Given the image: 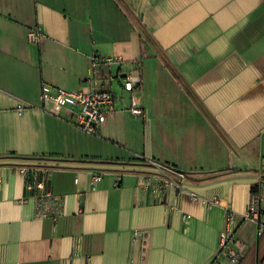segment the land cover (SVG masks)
<instances>
[{
    "label": "crops",
    "instance_id": "0c3cea01",
    "mask_svg": "<svg viewBox=\"0 0 264 264\" xmlns=\"http://www.w3.org/2000/svg\"><path fill=\"white\" fill-rule=\"evenodd\" d=\"M118 55L104 72L140 71L143 116L118 80L94 133L42 103L44 82L86 89ZM150 160L185 171L182 189L141 190ZM41 179L55 216L38 215ZM256 183L264 206V0H0V264H233L226 208L238 264H264V226L245 216Z\"/></svg>",
    "mask_w": 264,
    "mask_h": 264
},
{
    "label": "built area",
    "instance_id": "2783aa9c",
    "mask_svg": "<svg viewBox=\"0 0 264 264\" xmlns=\"http://www.w3.org/2000/svg\"><path fill=\"white\" fill-rule=\"evenodd\" d=\"M44 38L45 34L39 25L28 31V40L31 43L39 44ZM94 59L98 63V57ZM123 62L124 59L119 55L105 57L101 62L102 67L99 73H94V75L87 78L88 87L86 89L69 90L44 82L41 87L40 99L44 106L54 114H60L63 109H68L74 124L86 132L94 133L107 120L108 115L116 111L115 103L118 94L112 88V83L118 80L121 86V93L119 94H129L130 104L128 110L134 116H143L145 108L135 94L136 89L142 82L140 71L133 67L127 72L116 76L111 71L104 72L105 67L109 69L112 64H122ZM150 164L158 167L159 170L139 175L138 187L141 190L148 188L155 195H162L170 187L182 189L183 182L187 178L185 171L154 160H150ZM101 179L102 174L96 173L93 175L92 182L97 183ZM36 186L42 191L36 196L38 215L43 217L55 216L62 204V196L47 188L43 179L39 180ZM217 201V198L212 199L210 206ZM245 216L258 221L260 225L264 226L262 221L264 206L261 203L260 193L253 194ZM238 226L237 214L232 209L226 208L224 226L219 237V253L223 254L233 264H238L241 261L243 250L242 246L237 243ZM135 233H138V231Z\"/></svg>",
    "mask_w": 264,
    "mask_h": 264
},
{
    "label": "trees",
    "instance_id": "16d2710c",
    "mask_svg": "<svg viewBox=\"0 0 264 264\" xmlns=\"http://www.w3.org/2000/svg\"><path fill=\"white\" fill-rule=\"evenodd\" d=\"M252 192L255 194L260 193V184L259 183H256L252 186Z\"/></svg>",
    "mask_w": 264,
    "mask_h": 264
},
{
    "label": "rangeland",
    "instance_id": "374dc122",
    "mask_svg": "<svg viewBox=\"0 0 264 264\" xmlns=\"http://www.w3.org/2000/svg\"><path fill=\"white\" fill-rule=\"evenodd\" d=\"M145 41H146V43H147V40H148V37H145V39H144Z\"/></svg>",
    "mask_w": 264,
    "mask_h": 264
}]
</instances>
